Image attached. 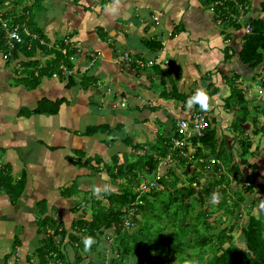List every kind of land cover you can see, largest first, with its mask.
I'll use <instances>...</instances> for the list:
<instances>
[{
	"label": "crops",
	"instance_id": "obj_1",
	"mask_svg": "<svg viewBox=\"0 0 264 264\" xmlns=\"http://www.w3.org/2000/svg\"><path fill=\"white\" fill-rule=\"evenodd\" d=\"M223 1L121 0L116 15L105 11L113 0L46 1L51 10L44 12L50 15L49 21L41 23L45 26L41 31L55 48H59V36L70 34L80 40L82 51L71 62V68L80 73L70 80L61 70L63 64L67 66L63 61L54 72L57 77L46 75L34 88L26 86L31 81L26 76L29 71L24 61L28 58L24 52L17 51L19 56L14 57L12 50L5 52L0 47V264H29L28 257L42 238L38 204L44 211L46 204L42 203L47 201L49 210L43 217L56 215L70 228L82 216L78 206L82 203L88 209L86 218L91 217L87 207L92 206V199L81 196L80 204L71 206L74 191L70 189L76 186L93 194V186L107 185L109 190H118L125 179L120 176L114 180L110 162L128 165L163 140L166 144L172 139L174 145L178 120L201 110L196 105L191 109L186 106L197 88H206L210 95V110L205 112L209 121L216 118L219 140L228 138L229 145H234L235 133L228 134L233 114L226 117L224 110V101L231 93L230 78L243 73L252 82L250 86L259 80L257 74L253 80L255 68L239 58L241 30H231L216 15L215 7ZM261 1L256 0L259 9L255 10H260L264 19ZM227 25L234 34L232 42L221 33ZM152 38L160 40L163 48L152 52L144 44ZM125 52L133 61L122 60ZM6 53L8 58H4ZM155 53L169 63L139 66L135 62L141 58L147 61ZM43 54L40 50L35 54L40 65L46 62ZM91 62L94 65L83 75L81 69ZM239 83L247 93L252 89ZM45 99L47 103L40 106ZM122 101L126 106L120 105ZM99 125H103L100 132H84ZM173 145L135 188L150 182L164 188L159 181L169 176L170 169L185 181L193 177L205 183L211 171L203 172L205 166L195 159L193 145L187 149ZM76 157L82 162L90 159L94 167L74 163ZM54 206L60 214L53 211Z\"/></svg>",
	"mask_w": 264,
	"mask_h": 264
},
{
	"label": "trees",
	"instance_id": "obj_2",
	"mask_svg": "<svg viewBox=\"0 0 264 264\" xmlns=\"http://www.w3.org/2000/svg\"><path fill=\"white\" fill-rule=\"evenodd\" d=\"M46 1L49 2V0H0V47L5 48L3 49L5 52L12 50L14 57L19 56L17 51L24 52L28 58L24 61L26 71H29L26 76L31 81L26 86L30 88L37 87L46 75L60 70L59 65L63 61L71 68L72 61L69 56L76 52L75 49L66 46L68 50L70 49L68 55L62 53L41 31L38 16L51 10V5L48 6ZM250 3L248 0H226L221 6L217 4L215 11L218 17L237 30H242L246 25L251 26L250 32L245 34L242 32L243 42L238 55L243 64L256 69L264 65V19L260 17L261 12L258 10L250 13L246 9ZM260 4L264 10V2L261 1ZM4 22H8L10 26L19 24L25 42H16L14 48L10 49L5 37ZM228 25L223 32L228 30ZM27 31L38 34V39H32ZM65 37L72 36L70 34L59 36L58 39H61L59 47L65 46ZM224 39L229 41L231 36L228 34ZM42 40L45 43H41ZM144 44L152 52L163 48L161 41L155 38L145 39ZM39 50L44 53L45 64L40 65V59L36 58L35 54ZM235 76L234 74L233 82L231 83V80L229 82L231 93L224 104L228 109L239 108L233 114L231 123V130L236 137L234 145H229L228 138L219 140L216 118L213 117L209 121L205 135L189 138L185 146L187 149L188 145H193L195 159L205 166L203 172L211 171L203 185L193 177L185 181L170 169L169 176L159 181L164 188H158L156 185L146 191L135 188L136 184L139 185L138 182L151 175L158 160L172 151V139L166 144L163 140L160 146L156 145L152 150H146L140 154L139 159L128 165L117 164L115 160L109 171L114 180L120 176L125 179L120 188L93 195L90 218H86L88 209L81 203L78 210L82 211V216L75 220L70 228L50 217L45 216L40 220L41 243L31 257H28L29 264H51L52 252L57 253L64 264H80L82 252H85L83 244L85 236H92L95 240L91 249L97 248L103 240L110 242V255L105 251L98 253V258L104 264H126L127 257L134 258L135 264H185L186 260L194 261L195 264H264V219L251 215L241 227L245 245L243 248L235 243L234 231L237 224L228 223L230 218L241 213L239 208L245 201V193L253 191L252 185L258 177V164L251 163L247 157L254 152L250 136L264 132V125L259 124L257 117L248 120L247 113L252 110L248 105L247 92L239 88L240 83ZM69 79L72 80V77ZM253 80H256V77H253ZM47 101L43 100L40 106ZM196 107L199 109L198 105ZM38 110H41V107ZM256 113H259V109ZM249 122L252 131L243 128ZM102 127L103 125L88 128L86 133L100 132ZM175 130L176 137H182L179 130L176 128ZM139 147L144 151L143 145ZM234 149L239 161L235 159ZM178 154L179 149L175 155ZM200 157L204 160L200 161ZM97 161L99 164L102 162L101 159ZM74 163L85 167L93 166L90 159L85 162L75 159ZM242 165L250 166L255 171L244 174ZM232 178L233 181L248 183V186L243 184L232 188L230 187ZM214 192L220 193V200L216 203V209H207V206L212 204L209 201ZM132 209H135L133 214ZM67 245L76 253L74 263L68 261L64 252ZM207 253L211 254L208 258ZM87 264H94V261L89 260Z\"/></svg>",
	"mask_w": 264,
	"mask_h": 264
},
{
	"label": "rangeland",
	"instance_id": "obj_3",
	"mask_svg": "<svg viewBox=\"0 0 264 264\" xmlns=\"http://www.w3.org/2000/svg\"><path fill=\"white\" fill-rule=\"evenodd\" d=\"M248 1H250V0H248ZM251 4L253 5V7ZM255 7H257L259 9V4L256 3V0H251L249 8H246V9H248L250 11V13H253L255 11ZM258 11L260 12V10H258ZM40 15H42V14H40ZM49 15H50L49 13L48 14L43 13V15L41 17L42 20L38 19V24L41 26V23H43V21L44 22L49 21L47 19L49 17ZM260 15H262V13H260ZM166 17H168V16H165L164 19H166ZM39 18H40V16H39ZM44 27L45 26H41V28H43V29H44ZM181 28L182 27H180V29ZM231 30L234 31L237 29H235L234 27H231ZM243 30H244V28H242L241 31H243ZM237 31L239 32V30H237ZM221 33H223V35L225 33L226 36H228V34H229L231 36L230 42H232L234 40V34L230 33L229 29L225 30L224 32H221ZM2 49H5V48H2ZM252 71L255 72V77H256V74L258 75V77L264 76V65L259 66L255 70H252ZM239 72L242 73L241 71H239ZM204 73H206V72L204 71ZM235 75H236L235 77L238 79V81L249 85V88L252 87V89H250V92H248L246 95V97L248 96V100H249L248 105L250 106V109L252 110L251 112L247 113L248 114V120H251L252 118L257 117V119L259 120V124L264 125V86L262 85L259 89H257V85H255V84H253L254 86H250V83H252V82H250L243 73H242V75H240L239 73H236ZM233 79L234 78H232V79L230 78L231 83L233 82ZM239 88L242 89L241 85L239 86ZM225 102L226 101H224V104H225ZM255 106H257V108L259 109V113H256L258 109ZM224 110L226 111L225 112L226 117H227V114H228V116H231L232 114H234L236 112V109H234V107H232L231 109H228L225 107ZM239 112H241V111H239ZM258 115L260 117H258ZM249 125L252 126L250 122H249ZM224 129L225 128H223V127L221 128L222 131ZM85 131L86 130H84V132ZM248 131H252V129L249 128ZM224 132H227V131L225 130ZM231 133H232V130L228 134H231ZM250 134H252V133L250 132ZM245 135H243V136H245ZM250 137H251V140H253V142L252 141L251 142L253 144L254 152L248 154L247 157L251 163L258 164V169H257L258 177H257L256 182L253 183V185H252L253 191L250 193H248V192L245 193L246 194L245 201L242 203L241 207L239 208V210H240L239 212H241V213H239L235 217L230 218L228 221V223L231 222V223L237 224V227H235V231H234L235 243L238 244V246H240L242 248L245 245H244V239L241 235V233H242V231L240 230L241 227L246 224L248 218L251 215H254L258 218L264 219V132H261L257 135H252ZM237 148H238V146H237ZM78 156H80V155H78ZM76 160H80V159H78L76 157ZM237 160L239 161V158H237ZM110 164L113 165L114 162H112V163L110 162ZM242 170H243L244 174H246V173L249 174L250 172L252 173L253 171H255L253 168H251L250 166H247V165H243ZM238 183H240V182H238L237 180H235L233 182L231 181V186L232 187H238ZM242 184H244L245 186L248 185V183H242ZM113 189L116 190L115 188H113ZM70 191L71 192L74 191V195L71 198L72 201L69 202L71 206H74V205L76 206V205L80 204L81 199L79 196H81V198H84V199H89V200L93 199L94 194H92L89 191L85 192L81 188H76V186H74L73 189H71ZM43 204H46V208L44 211H42L44 208L43 206H41L40 204H38V206H37L39 208V211L37 214L39 220H42L44 218L43 213L44 212L48 213V210H49L48 202L45 201V203H42V205ZM87 208L91 209V207L89 205ZM214 208L216 209V203L207 206V209H214ZM57 209H58V207L54 206L53 211L58 212ZM58 213L60 214V212H58ZM48 216L52 220H56V218H57L56 215L49 214ZM101 251H105L106 253H108L110 255L111 254L110 242H108L107 240H103L97 246V248H95V249L92 248L88 251L82 252L83 256H82L80 264H87L89 260H93L94 264H104V262L98 258V253L99 252L101 253ZM64 252L66 253L68 261H70L71 263H74V258H75V254H76L74 249L71 246L67 245V246H65ZM208 256H209V253L206 255V257H208ZM133 260H134V258L127 257L126 258V264H135V260H134V263H132Z\"/></svg>",
	"mask_w": 264,
	"mask_h": 264
},
{
	"label": "built area",
	"instance_id": "obj_4",
	"mask_svg": "<svg viewBox=\"0 0 264 264\" xmlns=\"http://www.w3.org/2000/svg\"><path fill=\"white\" fill-rule=\"evenodd\" d=\"M0 18H1V14H0ZM4 28L6 30L5 37L10 42L12 47L15 46L16 42H25L24 38L22 37L20 33L21 27L19 24L10 26L8 22H4ZM247 31H250L249 27L247 28ZM27 34H29L32 39H38L39 37L38 34L36 33L27 31ZM41 43H45L44 40H42ZM64 44L65 46L63 47L60 46L59 50H61L62 53L68 55V52L70 49H75L76 52L69 56V59L71 61H74L76 57L79 56V54L82 51L80 40H77L75 37H65ZM66 46H70L71 48L68 50ZM162 57L161 55H159V53H155L153 54L152 58L148 59L147 61H144V59L141 58V59H135V62L139 66H145V65L153 66V65L162 64V63L167 65L169 63V60H166ZM4 58H8L7 53L4 54ZM122 60L131 62L133 61V58L131 57L129 52H125L122 56ZM94 63L95 62H91L89 63L90 66L86 65L85 67H83L81 69V73H86L88 69L94 65ZM61 70L67 76H74L80 73V70L69 68L68 66H65L64 64L62 65ZM53 75L57 77L58 73H54ZM126 104L127 103L125 101H122L120 105L126 106ZM208 126H209V118H208L207 113L203 111H196L190 120H188L187 118L180 119L177 123V129L182 134V137H174L173 146L177 148H181L188 144L187 140L189 138L193 136L203 137L206 133ZM167 162L168 161H164L163 163L166 164ZM158 178L160 177L158 176ZM153 185H154V182H150V184L149 183L143 184L140 188L146 191V190L151 189ZM134 212H135V209H132L131 214H133ZM51 255H52V258L50 260L51 264H64V262L61 260V258L58 256L57 253L53 252Z\"/></svg>",
	"mask_w": 264,
	"mask_h": 264
},
{
	"label": "clouds",
	"instance_id": "obj_5",
	"mask_svg": "<svg viewBox=\"0 0 264 264\" xmlns=\"http://www.w3.org/2000/svg\"><path fill=\"white\" fill-rule=\"evenodd\" d=\"M120 4H121V0H113L111 5L106 6L105 11L107 13H109L110 15H116L119 12ZM248 27L251 31V26L248 25V26L244 27V30L241 31V33L243 32L245 34L246 32H250V31H247ZM243 33H242V35H243ZM258 80L259 81L257 83V89H259L262 85L264 86V76H259ZM210 100H211V98H210V95H209L207 89L204 87H199V88H197L195 93L188 98V100L186 102V106L189 109H191L193 106L198 105L199 108L203 112H205V111L210 110ZM201 110H197V111H201ZM192 116H191V118H192ZM191 118H187V119L190 120ZM92 191H93L94 195H99L102 192L109 191V189H108L107 185H104L102 187L101 186H93ZM219 200H220V193L214 192L212 194L209 202L212 204H215V203H218ZM51 232L53 233V230ZM58 238L60 239V235ZM93 243H95V240L92 236H85L83 238V244H84L85 251L90 250ZM185 264H195V262L190 261V260H186Z\"/></svg>",
	"mask_w": 264,
	"mask_h": 264
},
{
	"label": "water",
	"instance_id": "obj_6",
	"mask_svg": "<svg viewBox=\"0 0 264 264\" xmlns=\"http://www.w3.org/2000/svg\"><path fill=\"white\" fill-rule=\"evenodd\" d=\"M188 118H190V117H188ZM243 128H244L245 130H249V128H250L249 123L245 124V125L243 126Z\"/></svg>",
	"mask_w": 264,
	"mask_h": 264
},
{
	"label": "flooded vegetation",
	"instance_id": "obj_7",
	"mask_svg": "<svg viewBox=\"0 0 264 264\" xmlns=\"http://www.w3.org/2000/svg\"><path fill=\"white\" fill-rule=\"evenodd\" d=\"M63 64V63H62Z\"/></svg>",
	"mask_w": 264,
	"mask_h": 264
}]
</instances>
